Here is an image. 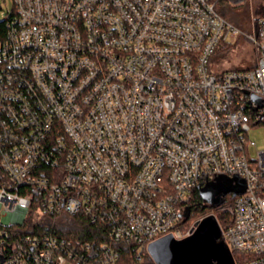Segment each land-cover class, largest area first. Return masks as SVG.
<instances>
[{"label":"built area","instance_id":"obj_1","mask_svg":"<svg viewBox=\"0 0 264 264\" xmlns=\"http://www.w3.org/2000/svg\"><path fill=\"white\" fill-rule=\"evenodd\" d=\"M219 0H13L0 38V264H116L120 242L190 234L198 187L239 175L222 236L264 264V16L242 32ZM238 4L243 0H228ZM244 34L251 68L212 65ZM100 229L93 243L62 216ZM47 219V221H45ZM65 219V218H64Z\"/></svg>","mask_w":264,"mask_h":264},{"label":"water","instance_id":"obj_2","mask_svg":"<svg viewBox=\"0 0 264 264\" xmlns=\"http://www.w3.org/2000/svg\"><path fill=\"white\" fill-rule=\"evenodd\" d=\"M246 186V180L237 174L220 176L201 187V193L205 200L216 197L212 206H218L224 202L227 194H242ZM148 253L155 264H236L214 213L198 219L190 234L184 238L178 239L173 234H167L152 241L148 245ZM0 259L3 261L4 257Z\"/></svg>","mask_w":264,"mask_h":264},{"label":"rangeland","instance_id":"obj_3","mask_svg":"<svg viewBox=\"0 0 264 264\" xmlns=\"http://www.w3.org/2000/svg\"><path fill=\"white\" fill-rule=\"evenodd\" d=\"M219 1L217 4V9L224 6L227 9V17L238 26L242 32L251 33L256 28V21L259 16L264 13V0H243L238 4L223 3ZM14 3L13 0H0V20H3L6 17L8 10L13 9ZM223 46V47H221ZM221 47V48H220ZM220 48V49H219ZM219 49V50H218ZM216 53L214 54L212 65L218 68H234V67H245V66H254L257 61V51L254 45L246 38L244 34H241L238 39L231 44L221 43L218 47ZM249 136L252 140L256 142V147H251V152L253 156L256 154V150L264 149V122H259L252 124L249 131ZM232 194V193H229ZM226 209L231 210V205H226L223 209H216V213H221ZM223 211V213H225ZM229 210H226L228 213ZM225 217H228L226 215ZM200 215H197L186 223L183 228L187 231L192 228L194 223L201 219ZM64 219L62 216L59 220ZM150 255V254H149ZM152 259V257L150 256ZM139 264H149L151 261L141 260ZM152 264H155L152 259ZM244 264V261H243Z\"/></svg>","mask_w":264,"mask_h":264},{"label":"trees","instance_id":"obj_4","mask_svg":"<svg viewBox=\"0 0 264 264\" xmlns=\"http://www.w3.org/2000/svg\"><path fill=\"white\" fill-rule=\"evenodd\" d=\"M219 1L223 3H226L227 1L230 4L228 0H219ZM227 9L228 7L225 8L224 6H222V8H218V11L221 14H223L227 19H229L227 17V14H228ZM261 16H264V13ZM6 21H7L6 17L3 20H0V38L3 37L6 33V30H7ZM251 67L253 66H245V67H239V68H251ZM201 187H198L197 189H195L194 197L186 206L184 216L179 221L178 227H181L183 230H185L183 226H185L188 221L194 218L196 214L200 215L201 217L209 213L215 214L214 211L216 209H219V208L223 209L226 205L228 206L231 205V210L226 209V210H229L228 213L226 212V210L225 211L223 210L225 213H223V211L219 214L216 213V216L218 218V221L221 227L225 229L229 224H231L233 220L232 208H233L234 196L232 194H229L224 203H222L218 208H214V206H212L211 204H208L206 200L204 199L201 193ZM226 215H228V217H225ZM64 218L65 219H63V221L57 224V227L61 232H66L68 234H75L78 238H81V239H84V240H87L93 243H97L99 240H103V238L98 237V231H100V229L96 227V225L89 223L85 219V217H83L82 215H77V216L65 215ZM45 221H47V219H45ZM118 246L121 248V254L116 264H139L141 263L140 260L136 258V251H135L134 244L127 243V242H120L118 243ZM233 255H234L236 264H243V261L245 262V260L249 257L247 253L237 252V251H234ZM147 259L151 261L149 264H152V259L150 258L149 253L145 252L142 260L144 261Z\"/></svg>","mask_w":264,"mask_h":264},{"label":"flooded vegetation","instance_id":"obj_5","mask_svg":"<svg viewBox=\"0 0 264 264\" xmlns=\"http://www.w3.org/2000/svg\"><path fill=\"white\" fill-rule=\"evenodd\" d=\"M228 195L229 194H227L225 197H224V202L226 201V199H227V197H228ZM208 200H206V202L208 203V204H211V205H214V203L216 202V197H211V198H207ZM223 202V203H224ZM220 205H218V206H214V208H218Z\"/></svg>","mask_w":264,"mask_h":264}]
</instances>
